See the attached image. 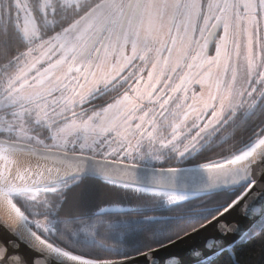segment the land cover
Masks as SVG:
<instances>
[{
    "label": "snow or ice",
    "instance_id": "1",
    "mask_svg": "<svg viewBox=\"0 0 264 264\" xmlns=\"http://www.w3.org/2000/svg\"><path fill=\"white\" fill-rule=\"evenodd\" d=\"M258 238L264 0H0V264H239Z\"/></svg>",
    "mask_w": 264,
    "mask_h": 264
},
{
    "label": "water",
    "instance_id": "2",
    "mask_svg": "<svg viewBox=\"0 0 264 264\" xmlns=\"http://www.w3.org/2000/svg\"><path fill=\"white\" fill-rule=\"evenodd\" d=\"M128 206L131 207V205ZM226 219L234 223H239L241 226L247 223L238 209L233 211V213L230 216H227ZM212 236H218V233L210 229L207 233H202L200 236H194L191 240H188L184 244L178 245L177 248L170 249L169 251H180L185 258H187L190 249L193 247H203L206 239ZM221 239L225 245L231 243L232 241V237H222ZM161 255H167V253L161 252Z\"/></svg>",
    "mask_w": 264,
    "mask_h": 264
},
{
    "label": "trees",
    "instance_id": "3",
    "mask_svg": "<svg viewBox=\"0 0 264 264\" xmlns=\"http://www.w3.org/2000/svg\"><path fill=\"white\" fill-rule=\"evenodd\" d=\"M222 259L227 261L228 258L224 257ZM236 259L239 264H264V238H258L242 246L238 251Z\"/></svg>",
    "mask_w": 264,
    "mask_h": 264
}]
</instances>
